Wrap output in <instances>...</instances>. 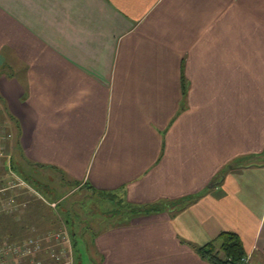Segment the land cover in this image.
<instances>
[{
    "label": "crops",
    "instance_id": "crops-1",
    "mask_svg": "<svg viewBox=\"0 0 264 264\" xmlns=\"http://www.w3.org/2000/svg\"><path fill=\"white\" fill-rule=\"evenodd\" d=\"M0 104L29 166L172 202L95 264H214L224 232L264 264V0H0Z\"/></svg>",
    "mask_w": 264,
    "mask_h": 264
},
{
    "label": "rangeland",
    "instance_id": "rangeland-1",
    "mask_svg": "<svg viewBox=\"0 0 264 264\" xmlns=\"http://www.w3.org/2000/svg\"><path fill=\"white\" fill-rule=\"evenodd\" d=\"M14 131L0 104V244L8 238L37 242L36 250L31 249L34 254L19 264H34L33 260L35 264H77L76 240L83 250L82 264L97 263L92 252L94 236L131 216L133 203L68 182L57 169L29 166L14 149ZM12 161L23 166V176L14 171Z\"/></svg>",
    "mask_w": 264,
    "mask_h": 264
},
{
    "label": "trees",
    "instance_id": "trees-1",
    "mask_svg": "<svg viewBox=\"0 0 264 264\" xmlns=\"http://www.w3.org/2000/svg\"><path fill=\"white\" fill-rule=\"evenodd\" d=\"M16 146H17V144H16ZM19 165L20 164L14 162L12 164V167H13L15 172H17L19 175L23 176L24 173L21 169L22 165L21 166H19ZM221 175H223V173ZM26 179H24V180H26ZM190 199L191 198H182V199L178 200V204L182 203L183 205H185V203L188 202ZM173 202H175V201H173ZM133 205H134V207H133V209H131L132 210L131 212L133 214H142V213L144 214V213L157 212L164 207H169L171 205L173 206L172 202H155V203H150V204H133ZM7 212L10 213L8 209H7ZM0 215H1V217H3L2 216L3 214H0ZM1 236L6 238L9 236V234H2ZM10 237H12V236H10ZM11 239L16 240L15 238H11ZM4 241H11V240H9V239L3 240L0 244V246L3 244ZM217 241H220L221 244L216 245L215 243ZM78 242H80V241H77V242L74 241L75 248H77V250L80 251V255L78 257L77 264H82V253L81 252L83 250L79 246ZM216 242H212L206 246L198 248L200 253L204 257L213 261L214 264H235V263L239 262L241 260V258L246 254L243 250V246H242V243H241L239 237L234 233L224 232L219 236V238L216 240Z\"/></svg>",
    "mask_w": 264,
    "mask_h": 264
},
{
    "label": "built area",
    "instance_id": "built-area-1",
    "mask_svg": "<svg viewBox=\"0 0 264 264\" xmlns=\"http://www.w3.org/2000/svg\"><path fill=\"white\" fill-rule=\"evenodd\" d=\"M35 243L37 242H35L34 239H28L21 242L4 241L0 246V264H19V260L21 259L22 261H26L29 256L34 254V251L31 249H35ZM235 264L254 263L251 260V256L245 254L241 260Z\"/></svg>",
    "mask_w": 264,
    "mask_h": 264
}]
</instances>
